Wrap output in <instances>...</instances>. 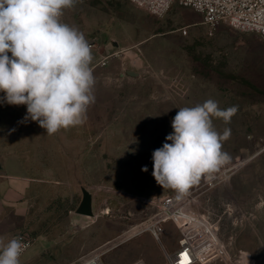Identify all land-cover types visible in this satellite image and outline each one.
Returning a JSON list of instances; mask_svg holds the SVG:
<instances>
[{
    "label": "rangeland",
    "instance_id": "1",
    "mask_svg": "<svg viewBox=\"0 0 264 264\" xmlns=\"http://www.w3.org/2000/svg\"><path fill=\"white\" fill-rule=\"evenodd\" d=\"M61 22L91 44L95 102L83 125L53 135L24 120L26 105L0 102V240L34 239L20 264H75L100 250L104 264H168L150 232L135 234L158 199L178 195L156 182L152 153L171 143L179 108L208 99L237 108L228 123L212 117L216 131L230 129L221 142L230 159L216 172L248 163L213 187L202 176L187 194L219 224L233 264H264V38L212 29L179 3L160 18L129 0H76ZM83 189L94 217L77 214ZM162 229L173 253L180 234Z\"/></svg>",
    "mask_w": 264,
    "mask_h": 264
},
{
    "label": "clouds",
    "instance_id": "2",
    "mask_svg": "<svg viewBox=\"0 0 264 264\" xmlns=\"http://www.w3.org/2000/svg\"><path fill=\"white\" fill-rule=\"evenodd\" d=\"M75 2L0 0V92L5 94L0 102L26 105L24 120L38 122L47 135L83 125L95 102L91 44L76 27L61 22ZM236 112L213 99L179 108L166 137L171 143L152 153L156 182L180 199L202 176L217 171L230 159L221 143L230 129L216 131L212 117L228 123ZM26 248L19 236L0 240V264H20Z\"/></svg>",
    "mask_w": 264,
    "mask_h": 264
},
{
    "label": "built area",
    "instance_id": "3",
    "mask_svg": "<svg viewBox=\"0 0 264 264\" xmlns=\"http://www.w3.org/2000/svg\"><path fill=\"white\" fill-rule=\"evenodd\" d=\"M135 6L156 17H164L175 3L187 9H192L201 15L203 23L212 29L226 24L244 33H256L264 38V0H129ZM187 35V30L182 31ZM237 168L231 167L224 172H213L204 175L207 186L213 187L221 182L226 174ZM224 176V177H223ZM196 200L190 194L177 199V195H168L155 202L158 212L146 228L137 232H150L154 240L161 244L168 264H233L228 244L220 236L219 224L211 214L201 212L196 207ZM172 223L177 228L180 237L178 248L173 253L168 252L162 244V226ZM23 243L27 244L22 256L34 245V239L27 233H19ZM12 237V238H13ZM106 250L97 251L91 256L75 264H104L103 256ZM187 254L185 261L184 254ZM244 264L253 261L241 258ZM147 264L144 260H138ZM138 261L132 264H137ZM242 263V261H241Z\"/></svg>",
    "mask_w": 264,
    "mask_h": 264
},
{
    "label": "water",
    "instance_id": "4",
    "mask_svg": "<svg viewBox=\"0 0 264 264\" xmlns=\"http://www.w3.org/2000/svg\"><path fill=\"white\" fill-rule=\"evenodd\" d=\"M128 74L130 76H136V73L132 71H128ZM0 168L3 169L1 164ZM77 214L86 217H94L92 195L86 189H83V200L79 209L77 210Z\"/></svg>",
    "mask_w": 264,
    "mask_h": 264
},
{
    "label": "bare ground",
    "instance_id": "5",
    "mask_svg": "<svg viewBox=\"0 0 264 264\" xmlns=\"http://www.w3.org/2000/svg\"><path fill=\"white\" fill-rule=\"evenodd\" d=\"M247 163H248V162H245L244 165L247 164ZM241 165H243V164H240V165H238V166H235L234 168H237V167H239V166H241ZM141 227H142V226H141ZM135 234H136V231H135ZM142 234H143V233H142ZM142 234H139V235H142ZM137 236H138V235H137ZM132 238H134V237H132ZM132 238H131V239H132Z\"/></svg>",
    "mask_w": 264,
    "mask_h": 264
},
{
    "label": "crops",
    "instance_id": "6",
    "mask_svg": "<svg viewBox=\"0 0 264 264\" xmlns=\"http://www.w3.org/2000/svg\"><path fill=\"white\" fill-rule=\"evenodd\" d=\"M175 4H176V3H175ZM175 4H174V5H175ZM174 5H173V6H174ZM173 6H172V7H173ZM171 9H172V8H171ZM195 13H196V12H195ZM198 15H199V14H198ZM239 165H240V164H239ZM245 165H246V164H245ZM245 165L243 164V165L237 167V169H239L240 167H243V166H245ZM237 166H238V165H237Z\"/></svg>",
    "mask_w": 264,
    "mask_h": 264
},
{
    "label": "snow or ice",
    "instance_id": "7",
    "mask_svg": "<svg viewBox=\"0 0 264 264\" xmlns=\"http://www.w3.org/2000/svg\"><path fill=\"white\" fill-rule=\"evenodd\" d=\"M184 258H185V261H186L187 260V254L186 253L184 254Z\"/></svg>",
    "mask_w": 264,
    "mask_h": 264
}]
</instances>
